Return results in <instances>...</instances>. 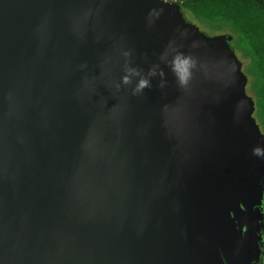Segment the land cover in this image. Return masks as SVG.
Instances as JSON below:
<instances>
[{"label": "water", "instance_id": "95a60500", "mask_svg": "<svg viewBox=\"0 0 264 264\" xmlns=\"http://www.w3.org/2000/svg\"><path fill=\"white\" fill-rule=\"evenodd\" d=\"M230 41L163 0H0V264H251L264 135Z\"/></svg>", "mask_w": 264, "mask_h": 264}, {"label": "trees", "instance_id": "16d2710c", "mask_svg": "<svg viewBox=\"0 0 264 264\" xmlns=\"http://www.w3.org/2000/svg\"><path fill=\"white\" fill-rule=\"evenodd\" d=\"M169 1L177 3L183 16L199 28L227 29L231 48L242 58L246 91L254 101L253 118L264 135V0Z\"/></svg>", "mask_w": 264, "mask_h": 264}, {"label": "flooded vegetation", "instance_id": "af4514ba", "mask_svg": "<svg viewBox=\"0 0 264 264\" xmlns=\"http://www.w3.org/2000/svg\"><path fill=\"white\" fill-rule=\"evenodd\" d=\"M257 207H254V209ZM259 213L253 212V220L255 221L256 231L260 239L258 243V255L251 264H264V191L261 204L258 207Z\"/></svg>", "mask_w": 264, "mask_h": 264}, {"label": "rangeland", "instance_id": "374dc122", "mask_svg": "<svg viewBox=\"0 0 264 264\" xmlns=\"http://www.w3.org/2000/svg\"><path fill=\"white\" fill-rule=\"evenodd\" d=\"M186 19L188 20V21H190V22H192L191 21V18L190 17H186ZM201 31H203L205 34H207V35H210V36H213L212 34H215V35H217V34H219V35H227V34H229V32L227 31V29H224V30H222V29H218L217 31H220V32H215L214 30V28H212V29H214V30H212V29H210V28H208V27H206V26H204L203 25V27H201L200 26V28H199ZM207 30H212V32L211 31H207ZM221 33V34H220ZM238 56H239V54H237ZM237 56V58H238V60L241 62L242 61V58L239 56L238 57ZM242 65V64H241ZM249 93V92H248ZM250 94V93H249Z\"/></svg>", "mask_w": 264, "mask_h": 264}, {"label": "clouds", "instance_id": "9594fccd", "mask_svg": "<svg viewBox=\"0 0 264 264\" xmlns=\"http://www.w3.org/2000/svg\"><path fill=\"white\" fill-rule=\"evenodd\" d=\"M163 1H165V2H173V1H169V0H163ZM173 3H175V2H173ZM177 4V3H176Z\"/></svg>", "mask_w": 264, "mask_h": 264}]
</instances>
